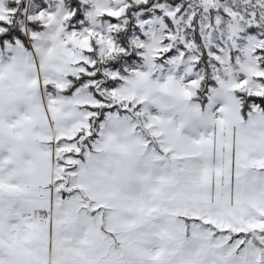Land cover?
Masks as SVG:
<instances>
[{
    "label": "snow or ice",
    "instance_id": "obj_1",
    "mask_svg": "<svg viewBox=\"0 0 264 264\" xmlns=\"http://www.w3.org/2000/svg\"><path fill=\"white\" fill-rule=\"evenodd\" d=\"M0 264H264V0H0Z\"/></svg>",
    "mask_w": 264,
    "mask_h": 264
}]
</instances>
